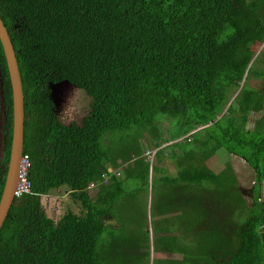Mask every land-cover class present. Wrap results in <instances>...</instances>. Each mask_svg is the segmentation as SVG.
<instances>
[{"label": "trees", "instance_id": "obj_1", "mask_svg": "<svg viewBox=\"0 0 264 264\" xmlns=\"http://www.w3.org/2000/svg\"><path fill=\"white\" fill-rule=\"evenodd\" d=\"M0 19L21 80L23 154L30 160L31 183L29 194L14 199L0 230V264H110L104 249L100 254L101 236L115 239L105 220L116 218L137 193L108 170L121 168L119 161L129 165L131 153L139 157L145 130L159 138L160 130L153 128L158 116L176 119L171 141L199 129L172 143L181 150L171 153L177 177L164 176L162 182L184 184L199 197L211 194L210 200L198 199L202 212L186 211L191 222L204 219L211 262L197 261L194 251L183 248V264H261L264 211L254 191L264 171V114L253 123L251 117L264 111V89L246 81L264 79V60H259L264 47L255 57L264 43V0H0ZM0 72L6 117L1 196L12 137L1 45ZM62 81L89 99L79 123L65 125L56 116L48 85ZM116 134L125 145L119 152L110 147ZM220 149L252 170L253 198L245 197L233 173L230 181L227 171L225 178L204 165ZM162 150L156 152L159 162ZM132 163L126 180H145L149 165L138 158ZM103 174L109 176L106 183ZM90 185L96 186L94 199ZM53 194H67L79 214L67 211L57 222L49 219L41 199ZM216 198L228 217L217 221L218 232L211 230L208 210L209 202L211 214L217 209ZM174 206L162 199L157 219ZM241 217L239 226L232 222ZM173 245L166 242L163 251L178 253Z\"/></svg>", "mask_w": 264, "mask_h": 264}, {"label": "rangeland", "instance_id": "obj_2", "mask_svg": "<svg viewBox=\"0 0 264 264\" xmlns=\"http://www.w3.org/2000/svg\"><path fill=\"white\" fill-rule=\"evenodd\" d=\"M263 47L264 45L258 48L255 57L262 51ZM259 60H264V52L259 57ZM246 82L253 89H264V79L257 80L249 78ZM66 92L68 93L65 97V103H63L59 110H57L58 112L56 113V116L59 121L65 125L79 123L87 114L89 99L80 91L66 90ZM263 114L264 111L262 110L258 114L252 115L251 123L254 122L255 118H259ZM158 120H160L159 123H155L153 128L158 127V131L160 130L159 138L155 139V136H151V131L149 129L145 130L138 140V146L141 150L139 157H135V155L131 153V163L129 165H123L119 161L118 163L121 164L122 167L113 171L120 174L119 177L121 179H125L131 193L136 192L137 194L132 195L133 198L124 205L123 209L119 210L116 218L114 214L113 219L108 218L105 220L107 227L114 233L115 239L109 240L106 236H101L99 241L101 248L100 254H102V249H104L105 253L108 255L110 264H183V257L180 258L182 255L178 256L177 253H172V255L167 258L165 255L158 254L164 253L163 247H166V242H173L176 245V248L177 246H181L179 252H181L183 248L194 251L196 253L195 260L197 261H200L201 259L202 262H211L210 257L207 255L209 253V248L206 247V230L202 228L204 219L200 218L198 224H196L189 221V214H186V211L190 209L192 210L193 207L198 210V213L202 212L203 208L196 204L199 198L201 200H210V192H206V195H201L199 197L198 195L196 196V193L186 190L187 188L184 184L177 185L176 183L177 187L168 186L161 180L164 176H167L168 178L177 177L176 167L171 159V153L174 148L172 143L178 142L187 137L190 138L189 135L197 132L199 129L191 132L184 138L182 137L177 141H171V136L176 130V119H170L166 116H158L157 121ZM119 136L121 135H114V141H112L110 145L111 148L116 149L118 152L125 148L124 143H120ZM158 142L162 145L161 147L156 148ZM182 147H186L187 149L192 148V146L189 145ZM160 149H163L162 151H164V156H161V162L158 161L156 156V152ZM174 151L175 153H180L181 150L180 148H174ZM147 152H149V156L147 155ZM135 158H138L139 162H143L144 164L148 163L147 165L150 167L146 179L143 181L138 178L130 179L128 181L125 178V171L134 166L135 163L133 164L132 161H134ZM204 165L215 174L224 172L225 178L227 171L230 181L234 175L237 186L241 187L243 192L245 191V197L251 199L255 196L254 193L249 194V189L253 183V172L242 159L232 156L224 149H220L213 157L205 161ZM155 168H159L160 170L155 172ZM104 175L105 174L102 175V179ZM212 189H214L213 195L215 197L217 188L216 186H213ZM178 190L179 193L181 192L180 204L175 201ZM254 192L258 193L256 191ZM88 194L91 199H94L96 190L91 189L88 191ZM162 199L172 200L175 206L169 211H163L161 213L162 217L157 219L155 212H161L160 207ZM217 199L218 198L215 199V208L217 209H214L215 211L211 214L213 207L210 203L213 202H209L208 210L210 212V218H213L214 228L211 230L218 232L219 224L217 221L228 217L225 216L226 212L224 211V204L220 205ZM250 199L248 200V203H251ZM41 204L44 207L46 216L54 222L59 221L67 211L78 214L80 211L79 205L74 204L67 194H53L43 197L41 199ZM218 210H223L224 212L218 216ZM244 217H241V219L236 218L237 220L232 219V222H235V224L239 226L243 222ZM191 229H193L192 234L188 237ZM132 241L133 243H138L140 248L145 251L140 257L133 254L130 258L131 250H138L140 252V248L137 245H133L132 247ZM107 244H109L110 248L107 247ZM175 245H173V247H175ZM124 255L126 256L125 258H123ZM192 256L193 252L189 253L188 257L190 258Z\"/></svg>", "mask_w": 264, "mask_h": 264}, {"label": "water", "instance_id": "obj_3", "mask_svg": "<svg viewBox=\"0 0 264 264\" xmlns=\"http://www.w3.org/2000/svg\"><path fill=\"white\" fill-rule=\"evenodd\" d=\"M0 45L8 72V79L11 88L12 99V137L10 154L5 175V181L0 196V230L7 218L10 207L14 201V190L17 182L18 165L23 153V123H24V98L22 93L21 80L12 44L7 31L0 19ZM264 45V43H263ZM262 45V46H263ZM50 100L56 111L65 103L66 90L80 91L68 81L56 84H49ZM5 106L3 92V78L0 72V166L3 159L5 147ZM67 193V192H66Z\"/></svg>", "mask_w": 264, "mask_h": 264}, {"label": "built area", "instance_id": "obj_4", "mask_svg": "<svg viewBox=\"0 0 264 264\" xmlns=\"http://www.w3.org/2000/svg\"><path fill=\"white\" fill-rule=\"evenodd\" d=\"M190 136V135H189ZM155 154V152H154ZM153 154V156H154ZM147 155L149 156V152H147ZM30 169V160L29 157L25 154L21 155V158L19 160V165H18V173H17V182H16V186H15V190H14V199H18L21 196L25 195V194H29L31 191V183L28 179V172ZM111 174H114L116 176H118V173H115L111 170H108ZM109 176L108 175H104L103 176V182L106 183L108 180ZM96 186L94 185H90L89 189L93 190L95 189Z\"/></svg>", "mask_w": 264, "mask_h": 264}, {"label": "crops", "instance_id": "obj_5", "mask_svg": "<svg viewBox=\"0 0 264 264\" xmlns=\"http://www.w3.org/2000/svg\"><path fill=\"white\" fill-rule=\"evenodd\" d=\"M244 162V161H243ZM245 163V162H244ZM246 164V163H245ZM249 168V167H248ZM263 168H264V163H263ZM253 184H254V176H253V183H252V186L250 187V193L249 194H252V187H253ZM241 189V187H240ZM95 190V189H94ZM183 192V191H182ZM245 194V191L242 192ZM179 195H181V192L179 193V190L177 192V197L175 199V201L178 202V199H179ZM253 196V195H252ZM251 196V197H252ZM257 200L258 202L260 203L261 205V210L264 211V171H263V176H262V181H261V184L258 188V193H257ZM171 202V201H170ZM174 203V202H173ZM172 204V203H171ZM264 213V212H263ZM259 232H260V237H261V246H262V249H261V254L263 256V259H262V262L261 264H264V215H263V222H262V225L260 226L259 228Z\"/></svg>", "mask_w": 264, "mask_h": 264}, {"label": "flooded vegetation", "instance_id": "obj_6", "mask_svg": "<svg viewBox=\"0 0 264 264\" xmlns=\"http://www.w3.org/2000/svg\"><path fill=\"white\" fill-rule=\"evenodd\" d=\"M5 148V147H4ZM178 203L180 204V195H179V199H178ZM171 204V203H170ZM119 213V212H118ZM116 225V224H115ZM115 227V226H114ZM133 245H137L139 248H140V246H139V244L138 243H133V241H132V247H133ZM180 247L181 246H177V248L178 249H180ZM143 253H145V251L144 250H142L141 248H140V252L138 251V250H131V252H130V258L133 256V254H136L137 256H141ZM158 254H162V255H165V256H167V258H169V256H171L172 254H170V253H166V252H164V253H158ZM177 254H179L178 256H180V255H182V253L181 252H179L178 251V253ZM121 256V255H120Z\"/></svg>", "mask_w": 264, "mask_h": 264}, {"label": "clouds", "instance_id": "obj_7", "mask_svg": "<svg viewBox=\"0 0 264 264\" xmlns=\"http://www.w3.org/2000/svg\"><path fill=\"white\" fill-rule=\"evenodd\" d=\"M191 135V134H190ZM23 154V153H22ZM148 164V163H147ZM150 168V167H149ZM94 190V189H93Z\"/></svg>", "mask_w": 264, "mask_h": 264}]
</instances>
